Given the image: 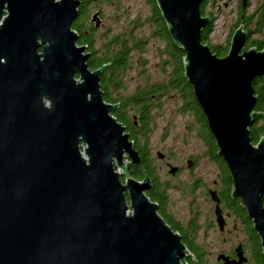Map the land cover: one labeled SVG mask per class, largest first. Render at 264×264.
Segmentation results:
<instances>
[{"label":"water","instance_id":"water-1","mask_svg":"<svg viewBox=\"0 0 264 264\" xmlns=\"http://www.w3.org/2000/svg\"><path fill=\"white\" fill-rule=\"evenodd\" d=\"M173 42L185 52V77L264 250V137L254 81L264 77V49L234 32L225 57L202 39L212 24L204 0H155ZM250 0H241L246 9ZM81 0H0V264H188L179 232L146 194L152 187L126 127L104 99L91 53L73 23ZM102 26L99 12L91 18ZM163 159L165 154L158 152ZM133 166L143 174L133 176ZM191 163H189V167ZM179 167L169 164V173ZM220 231L226 218L210 189ZM236 259L245 264L243 244Z\"/></svg>","mask_w":264,"mask_h":264},{"label":"trees","instance_id":"trees-1","mask_svg":"<svg viewBox=\"0 0 264 264\" xmlns=\"http://www.w3.org/2000/svg\"><path fill=\"white\" fill-rule=\"evenodd\" d=\"M93 1L103 0H81L79 8V16L73 23V29L78 33V44L87 46V51L91 53L88 59V65L92 70H96L105 64H110L101 76V88L103 90L104 99L109 103L117 104L118 108L113 111V115L126 127L130 139L134 142L135 149L139 152L142 161V167L153 184L152 188L146 191V194L153 202L161 205V215L172 228L179 232L183 242L192 252L193 257L199 264H210L208 253L204 245L196 240L199 226L193 219L189 224L183 226L176 222L172 217L163 213V207H167L169 203V182L162 181L151 149V136L155 127L154 109H160L162 106V97L171 94L180 96L183 100L181 109L197 118L201 125V138L207 146V154L211 160L220 165L221 168V188L218 192L222 206L229 209L244 225L249 238V245L246 246L252 251L253 261L249 264H264V250L261 239L254 229L251 219L247 215L246 209L241 204L240 198H233V180L229 168L225 160L218 155V147L216 140L212 134L207 118L200 107L194 92L193 86L185 77V69L183 59L185 52L178 47L172 40L167 24L162 17L161 11L155 0H146L151 6L152 15L148 19L149 23L154 27L153 36L162 39L166 44L161 51L164 73L166 79L163 81L149 83L145 86L138 87L134 92L125 94V76L132 68L133 55L135 52L141 56L146 50L149 43L148 38H139L135 31L142 25L140 21L132 22L130 30L121 33H105L103 38H99L97 33L99 28L91 21L90 5ZM113 3L115 0H106ZM215 0H204L201 5L203 16H208L206 6L208 3H214ZM250 4V3H249ZM248 8V7H247ZM247 8H239V20L229 35L226 42L222 44H210V36L214 30V18L212 24L202 33V39L208 44L213 53L219 57H225L231 45V39L237 27L244 24L247 29L257 26L256 32H262L264 28V5L258 9L256 13L247 14ZM248 33L247 47L250 49L256 47L259 50L264 49V38L250 39ZM146 63L147 60L143 59ZM170 70H167V67ZM254 88L258 96L255 110L263 113L260 114L256 122L251 128V137L254 144H257L261 137H264V77L257 78L254 81ZM133 176L143 179V174L138 167L133 166ZM188 264H194L192 257L188 259Z\"/></svg>","mask_w":264,"mask_h":264},{"label":"rangeland","instance_id":"rangeland-1","mask_svg":"<svg viewBox=\"0 0 264 264\" xmlns=\"http://www.w3.org/2000/svg\"><path fill=\"white\" fill-rule=\"evenodd\" d=\"M249 3L247 14L251 15L264 5V0H250ZM240 5L241 0H215L214 3L207 4L206 12L214 18L210 44H222L228 40L239 20ZM90 9L91 18L97 11L101 18L102 26L97 33L99 38H103L107 32L121 33L130 30L134 21L142 22L135 33L139 38H148L149 43L142 56L138 52L133 55L132 68L125 76L126 87L123 93L130 94L140 86L166 79L161 56L166 43L153 36L154 27L148 20L152 9L146 0H115L113 3L106 0L93 1ZM243 26L247 33L251 30L250 39L264 38V28L262 32H256L257 26H252L250 30L244 24ZM143 59L147 62L144 63ZM167 70H170L169 66ZM161 102V108L153 110L155 129L150 143L159 175L171 187L168 191V211L183 226L193 219L196 221L199 226L196 240L205 246L210 264H218V255L231 253L239 243L244 245L249 264L254 259L252 251L246 247L249 245V238L242 222L223 207L227 220L226 229L220 231L217 224L215 203L209 189L220 190L221 168L207 154V146L201 138V125L195 116L183 112V100L180 96L168 94L162 97ZM158 152L164 153L166 158H159ZM167 163L182 166L183 170L172 175ZM229 212L230 216L227 215Z\"/></svg>","mask_w":264,"mask_h":264},{"label":"flooded vegetation","instance_id":"flooded-vegetation-1","mask_svg":"<svg viewBox=\"0 0 264 264\" xmlns=\"http://www.w3.org/2000/svg\"><path fill=\"white\" fill-rule=\"evenodd\" d=\"M160 158V157H159ZM166 158V155H165V157L163 158V159H165ZM189 163H191V161H189ZM169 164H172V163H167V165H168V167H169ZM176 166H178V165H176ZM179 167V170H178V174L179 173H181V171L183 170V167L182 166H178ZM177 173L176 174H174V175H177ZM215 184H216V182H215ZM152 186H153V184H152ZM152 188V187H151ZM150 188V189H151ZM210 189H216V188H210ZM210 189H209V191H210ZM217 191H218V189H216ZM219 192V191H218ZM209 194H210V192H209ZM158 204V203H157ZM159 205V209H158V212L160 213V215H161V211H160V208H161V205L160 204H158ZM221 206H222V203H221ZM168 207V206H167ZM167 207H163L162 209H163V213H165L167 216H170V217H172L173 218V216L171 215V213L168 211V208ZM222 208H223V206H222ZM223 212H224V209H223ZM224 215H225V213H224ZM228 216H230L231 215V213L229 212L228 214H227ZM163 217V216H162ZM164 218V217H163ZM225 218H226V216H225ZM174 219V218H173ZM176 222H179V221H177L176 219H174ZM227 221V220H226ZM252 221V220H251ZM190 222V221H189ZM189 222H188V224H189ZM179 223H181V222H179ZM253 223V222H252ZM182 224V223H181ZM183 225V224H182ZM226 226H227V223H226ZM239 244H242V243H239ZM238 244V245H239ZM237 245V246H238ZM243 247H244V245H243ZM244 252H245V249H244ZM225 254H227V253H225ZM227 255H229L230 256V258L231 259H236L237 258V254H236V247H235V249H234V251H232L231 253H229V254H227ZM245 255H246V252H245ZM247 256V255H246ZM248 257V256H247ZM218 260V259H217ZM248 262H249V257H248ZM248 262H246L245 264H247ZM218 264H224L223 263V261L222 260H218Z\"/></svg>","mask_w":264,"mask_h":264}]
</instances>
